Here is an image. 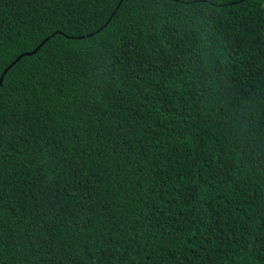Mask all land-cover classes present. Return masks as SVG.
<instances>
[{"label": "trees", "instance_id": "16d2710c", "mask_svg": "<svg viewBox=\"0 0 264 264\" xmlns=\"http://www.w3.org/2000/svg\"><path fill=\"white\" fill-rule=\"evenodd\" d=\"M13 62L0 264H264V0H0Z\"/></svg>", "mask_w": 264, "mask_h": 264}, {"label": "water", "instance_id": "95a60500", "mask_svg": "<svg viewBox=\"0 0 264 264\" xmlns=\"http://www.w3.org/2000/svg\"><path fill=\"white\" fill-rule=\"evenodd\" d=\"M16 60H17V59H16ZM13 64H14V62H13L11 65H9V66L3 71V73L1 74V76H0V86H1V84H2V80H3V77H4L5 73L7 72V70H8Z\"/></svg>", "mask_w": 264, "mask_h": 264}]
</instances>
